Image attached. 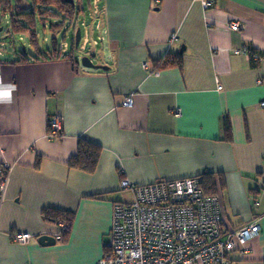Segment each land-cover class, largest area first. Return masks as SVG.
<instances>
[{
	"label": "crops",
	"instance_id": "0c3cea01",
	"mask_svg": "<svg viewBox=\"0 0 264 264\" xmlns=\"http://www.w3.org/2000/svg\"><path fill=\"white\" fill-rule=\"evenodd\" d=\"M95 6L104 42L90 52L106 68L74 67L64 56L67 43L55 59H0V172L3 165L9 170L5 188L0 184V264H96L107 251L115 203L135 196L122 180L209 175L225 230L260 226L237 241L230 263L264 264V0H217L209 8L201 0ZM232 20L244 27L232 30ZM39 21L38 41H31L36 54ZM176 53L181 67L154 62ZM128 95L132 106L123 104ZM54 114L64 127L56 139L47 131ZM81 139L101 147L93 172L67 164ZM127 192L131 200H124ZM47 207L75 211L68 239L60 235L65 222L45 218ZM16 230L31 239L15 241ZM45 233L56 243H39Z\"/></svg>",
	"mask_w": 264,
	"mask_h": 264
},
{
	"label": "built area",
	"instance_id": "2783aa9c",
	"mask_svg": "<svg viewBox=\"0 0 264 264\" xmlns=\"http://www.w3.org/2000/svg\"><path fill=\"white\" fill-rule=\"evenodd\" d=\"M201 1L209 8L217 0ZM228 26L234 31L244 27L239 20L230 21ZM89 37L87 33L84 45ZM239 52L253 59L260 58L249 52L248 47L240 48ZM133 98L129 95L123 104L132 106ZM261 105L264 107V101ZM47 131L53 139L62 135L61 115L49 118ZM7 167L3 165L1 171ZM7 178L8 175H4L0 180L2 189ZM202 181L201 176L147 184L122 180V188L132 189L135 196L132 201L115 203L107 251L96 264H231L228 253L235 249L237 241L244 243L257 235L260 226L250 223L225 230L221 199L217 194H207ZM31 237L28 231L12 232V238L21 243Z\"/></svg>",
	"mask_w": 264,
	"mask_h": 264
},
{
	"label": "trees",
	"instance_id": "16d2710c",
	"mask_svg": "<svg viewBox=\"0 0 264 264\" xmlns=\"http://www.w3.org/2000/svg\"><path fill=\"white\" fill-rule=\"evenodd\" d=\"M81 3V0H74L73 2L68 0H0V12L9 16V26L7 28V32L10 36H13L14 34L23 35L28 33L31 37L32 43H36L38 41L35 17H40V20L44 23L49 18L52 19V23L50 25L51 27H60L64 25L68 26L67 30H73L72 47L74 48L69 54L64 56L65 58L71 60L74 67H76V64H79L80 62H78V58L74 54L76 48L74 33L76 34L77 28L80 27V16L85 11V8ZM36 13H38L39 16ZM60 20L61 22H58ZM61 56L62 48L58 44L57 40L53 38L52 47L50 49L48 48L45 51H39L37 54L30 51L28 52V50L18 51L15 54L13 62H28L31 57L38 60L41 58L55 59ZM154 62H158V68H165L166 66L171 65L181 67L183 63L182 55L180 53L167 55L165 58H160ZM225 122L226 137H230V121L229 119H226ZM100 154V145L81 139L77 152L71 156L67 164L72 168H78L86 172H93L97 167ZM8 173V169L1 171L0 180L4 175H8ZM202 179L204 191L207 194H216L212 189V186L214 188V181H212L211 176L209 175L207 178L202 177ZM93 197L96 196L94 195ZM75 214V211L54 207H47L44 209V216L47 220L54 222L63 221L67 224L68 228H62L60 232L61 238L65 240L68 239L71 233ZM105 249L107 250V247H105Z\"/></svg>",
	"mask_w": 264,
	"mask_h": 264
},
{
	"label": "rangeland",
	"instance_id": "374dc122",
	"mask_svg": "<svg viewBox=\"0 0 264 264\" xmlns=\"http://www.w3.org/2000/svg\"><path fill=\"white\" fill-rule=\"evenodd\" d=\"M81 2L82 6L85 8V11L81 14L79 20V26L82 30V39L80 41L79 47L75 48V54L76 51H78L77 54L80 55V62L84 55H89L94 61H96L97 57L90 52V49L94 46L97 48H101L103 46L102 43L104 40L101 36L102 28L100 27L101 17L95 13L97 10L95 6L96 0H81ZM99 5H103V3L101 2ZM36 14L38 15V13ZM51 21L52 20L49 18L46 28L44 27V22L41 20L39 21L38 28L40 34V50H44V48L50 49L52 47V40L55 38L59 45L62 43L70 44L69 52H71L74 48L72 47L73 30H67L68 26L66 25L60 27H51ZM58 22H61V20ZM8 23L9 16L0 12V59L3 60L7 58H13L18 51L20 52L29 50L30 52L35 53L36 49H34L31 45V37L27 34L22 36L20 34H14L13 36H10L7 32V28L9 26ZM87 33H89L90 37L89 41L86 43V49H83L82 46H84V40ZM123 197L125 198L124 200L132 199L130 192L124 194Z\"/></svg>",
	"mask_w": 264,
	"mask_h": 264
},
{
	"label": "water",
	"instance_id": "95a60500",
	"mask_svg": "<svg viewBox=\"0 0 264 264\" xmlns=\"http://www.w3.org/2000/svg\"><path fill=\"white\" fill-rule=\"evenodd\" d=\"M68 1L73 2L74 0H68ZM81 39H82V30L80 27H78L76 30V34H75V45H76V47L79 46ZM182 50H184V49H182ZM77 60H78V62H80V58H78ZM80 63L85 67L106 68V65H104V64L95 63L93 61L92 57L89 55H84L82 57ZM38 241H39V243H41L43 245H50V244H55L57 241V238L54 235L45 233V234L39 235Z\"/></svg>",
	"mask_w": 264,
	"mask_h": 264
},
{
	"label": "clouds",
	"instance_id": "9594fccd",
	"mask_svg": "<svg viewBox=\"0 0 264 264\" xmlns=\"http://www.w3.org/2000/svg\"><path fill=\"white\" fill-rule=\"evenodd\" d=\"M63 45H64V44L60 45L61 48H62V51H63ZM79 45H80V44H79ZM78 47H79V46H78ZM78 47H76V48H78ZM82 47H83V46H82ZM77 58H78V57H77ZM92 59H93V58H92Z\"/></svg>",
	"mask_w": 264,
	"mask_h": 264
},
{
	"label": "flooded vegetation",
	"instance_id": "af4514ba",
	"mask_svg": "<svg viewBox=\"0 0 264 264\" xmlns=\"http://www.w3.org/2000/svg\"><path fill=\"white\" fill-rule=\"evenodd\" d=\"M76 56V55H75Z\"/></svg>",
	"mask_w": 264,
	"mask_h": 264
}]
</instances>
